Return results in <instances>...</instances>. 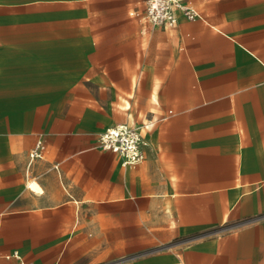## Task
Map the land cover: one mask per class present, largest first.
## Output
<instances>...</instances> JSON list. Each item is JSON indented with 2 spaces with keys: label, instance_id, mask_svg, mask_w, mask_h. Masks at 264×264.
<instances>
[{
  "label": "crops",
  "instance_id": "0c3cea01",
  "mask_svg": "<svg viewBox=\"0 0 264 264\" xmlns=\"http://www.w3.org/2000/svg\"><path fill=\"white\" fill-rule=\"evenodd\" d=\"M187 1L201 18L170 27L146 22L143 0H60L55 19L73 21L66 33H0L47 35L49 57L0 58V264H20L14 251L33 264H103V243L119 228L107 213L129 202L147 211L156 196L165 227L196 238L132 264H264V0ZM38 14L20 18L51 19ZM143 69L141 89L131 92ZM101 83L104 99L129 100L131 113L148 120L138 163L122 165L94 145L119 117L98 124L62 102L87 99V86ZM39 135L45 155L28 164ZM232 205L237 216H263L221 233Z\"/></svg>",
  "mask_w": 264,
  "mask_h": 264
},
{
  "label": "rangeland",
  "instance_id": "374dc122",
  "mask_svg": "<svg viewBox=\"0 0 264 264\" xmlns=\"http://www.w3.org/2000/svg\"><path fill=\"white\" fill-rule=\"evenodd\" d=\"M12 2L8 5L0 3V33L8 31H22L42 29L47 32V35H52L56 31H65L73 21L68 19L57 20L58 12L61 11L59 5L54 3L60 0H8ZM31 5L34 10H30L27 6ZM36 8V9H35ZM47 14L51 19L43 21L22 20L21 13H35ZM38 14V15H39ZM3 15L16 16V19L4 18ZM87 28H95L98 24L102 25L103 21H84ZM50 31V32H48ZM51 33V34H48ZM47 35H3L0 34V58L12 60L15 59L11 52L18 53L23 58H32L29 55H35V58H49L43 57L44 54L41 49H44L48 43ZM94 41L103 44V37H95ZM25 44L28 47L25 48ZM22 45V46H20ZM36 50V51H22V50ZM16 50V51H12ZM92 55H99L92 53ZM103 55V52L100 53ZM26 56V57H25ZM146 76V69L140 72L138 84H136V77L133 78L131 85V92L133 87L140 90L142 87V80ZM135 89V90H136ZM89 98L75 101H62L65 103L75 102L78 111H86L96 122L111 123L113 118L119 117L118 122H129L140 129L142 123H148L147 119L140 121L138 116H135L130 111V101L128 100H107L103 98V83L101 85L90 84L87 86ZM128 107V109L126 108ZM126 109V110H125ZM117 123V122H116ZM146 205L145 207H147ZM234 205L230 207L225 215V221L219 227L221 233L235 232L243 229L247 224L259 218L261 215L255 217L251 216H237ZM134 203H126L122 211H115L107 213V218L116 222L118 225L117 236L114 242L103 243V264H132L138 258L144 257L147 254H176L184 246L189 244L196 236L194 234H177L174 229L170 231L165 227V221L170 223L169 215L165 220L164 213V199L163 196H156L155 200L148 206L147 211L137 212ZM169 214V212H167ZM105 215V214H104ZM172 227L175 228V218L173 216ZM108 229H104L103 232Z\"/></svg>",
  "mask_w": 264,
  "mask_h": 264
},
{
  "label": "built area",
  "instance_id": "2783aa9c",
  "mask_svg": "<svg viewBox=\"0 0 264 264\" xmlns=\"http://www.w3.org/2000/svg\"><path fill=\"white\" fill-rule=\"evenodd\" d=\"M143 14L145 21L150 25L170 27L179 17L193 20L200 19V13L187 0H143ZM149 124H143L146 130ZM94 145L104 150H110L121 157L122 165L138 163L144 158V149L148 142L138 126L129 122H117L104 127L96 136ZM46 152V144L39 135L28 151V164L40 160ZM57 168L56 165H53ZM20 264H33L24 260L17 251L11 253Z\"/></svg>",
  "mask_w": 264,
  "mask_h": 264
},
{
  "label": "bare ground",
  "instance_id": "6f19581e",
  "mask_svg": "<svg viewBox=\"0 0 264 264\" xmlns=\"http://www.w3.org/2000/svg\"><path fill=\"white\" fill-rule=\"evenodd\" d=\"M154 90H156V87H154ZM28 185L34 191H37V192H40L41 191V186L36 181H34V180L29 181L28 182Z\"/></svg>",
  "mask_w": 264,
  "mask_h": 264
}]
</instances>
